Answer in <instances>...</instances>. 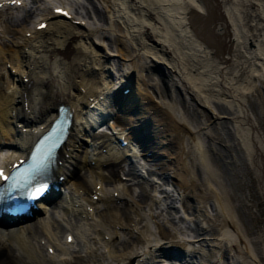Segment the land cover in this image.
<instances>
[{
    "label": "bare ground",
    "instance_id": "1",
    "mask_svg": "<svg viewBox=\"0 0 264 264\" xmlns=\"http://www.w3.org/2000/svg\"><path fill=\"white\" fill-rule=\"evenodd\" d=\"M235 1H238L235 7L240 6L239 0H92L91 5L99 14L94 18L97 24H92L94 20L88 25L74 24L62 17L53 16L43 29L33 27L38 20L28 26L30 15L19 18L14 13H8L6 17L15 26L4 28L0 33V156L8 151H19L15 145L25 142L30 136L29 132L19 131L12 120L23 122V125L29 124L33 128L38 127L55 113L58 103L68 104L72 113H76L84 103L90 101L87 96L95 97L110 91L107 85L111 81L105 85L94 70V63H100L95 57L90 60L89 46L92 37H114L119 45L114 51H105V55L116 54L125 60L133 56L129 63L139 64L140 69L159 62L165 63V68L174 73V82L185 96L183 102L190 100L187 106L183 105L188 113L186 115H191L196 122L198 120V124L199 116L195 119L194 113L200 110L204 112L208 104V121L216 122L224 113L231 116L229 118L234 134L242 143L249 167L255 174L264 199V130L250 112L246 98L256 81H259L264 94V0H243L242 9L234 7V13L232 5ZM88 11L86 9L85 15H81L90 18ZM25 30H30L32 37L25 36ZM4 37H10L12 42L6 41ZM6 61L15 69L14 72L5 67ZM25 76L28 77L26 81L23 80ZM125 80L132 86L130 98L118 99L119 107L136 111L133 114L134 120L138 124L142 123L146 131L153 135L154 145L148 146V142L139 140L141 147L147 150L172 144L175 146L174 153L178 152L175 158L177 162L171 170L160 167V172H152L151 176L157 175L160 178L158 174H162L165 177L166 171H173L179 181L181 198H194L197 203L192 206L200 212L204 202H208L209 208L214 210L211 212L212 217L204 211L209 224L203 230L211 231L213 236L210 239L212 243H206L208 251L201 249L206 239L196 237V241L201 242L200 250L196 249L205 257L196 260L190 258L192 254H188L187 250H192L188 247L194 237L188 232L179 231L180 226L173 228L168 224L174 215L171 213L170 216L169 210V216L162 212L163 202L159 196L154 195L152 180L142 178L140 170L137 172L132 164L131 152L124 156L123 152L128 151L125 148L120 152L99 154L108 163L105 168L89 163L86 152L90 142L88 136H91L92 141H103L105 137L87 123L79 122L80 117L77 116L71 122L65 141L71 155L66 159L65 167L70 173L64 184L81 186L88 175L93 176L96 169L108 171L102 189L106 193L102 192L99 198V208L92 212L93 217L89 220L79 213L68 212L67 205L57 210L54 205L46 202L42 207L45 215L35 216V219L27 223L18 221L13 225H0V264H127L132 261L134 264H148L150 260L145 263L141 259L146 253L159 249L181 253V259L187 257L182 264H220L219 255L225 256L222 252L230 259L227 264H255L257 258L246 233L238 225L235 212L232 214L229 211L231 207L226 201V192L218 187L217 194L206 188L201 193L196 191L198 185L191 174L192 166L201 165L205 168L203 171L206 174L202 179L207 181V186L213 185L211 180L215 179L216 182L217 178L209 170L206 149L196 136L204 129L197 126L193 130L188 121L182 119L184 116L173 111L181 110L173 102H153V95L146 90L147 85L143 87L139 83L141 81L146 84V79L140 77V81L134 84L139 78L133 70L127 72ZM155 92L162 94L158 87ZM217 101L223 107L220 110L216 107ZM25 106L31 107V115H26ZM190 108L194 112H190ZM113 117L118 124L117 128L122 126L132 129V124L126 122L119 111H114ZM205 134L213 136L215 140L222 138L217 132L212 134L205 131ZM81 136L84 138L81 139ZM163 140L166 141L164 145ZM224 146L226 150L230 147L227 143ZM147 158L151 160L153 157ZM118 169L127 178L121 179ZM125 181H128V185H125ZM135 186H138L136 194ZM114 190L117 191V197L121 198L116 202L111 201ZM165 193L164 199L170 198ZM138 201L143 206H138ZM77 208L84 212L82 206ZM185 209L183 212L187 213ZM69 214H74L75 222L69 219ZM150 216L156 217L158 221L153 224ZM132 221L137 225V232L128 228ZM157 228L159 231L156 232ZM180 229L184 230L182 227ZM67 232L73 235L70 242L65 241ZM92 234L97 237L95 242L90 238ZM104 234H108V237L105 238ZM34 238L37 240L33 241ZM40 238L44 239V243L40 242ZM46 244L53 247L51 254L46 250ZM105 246L109 248L106 250ZM163 261L159 264H163Z\"/></svg>",
    "mask_w": 264,
    "mask_h": 264
},
{
    "label": "rangeland",
    "instance_id": "2",
    "mask_svg": "<svg viewBox=\"0 0 264 264\" xmlns=\"http://www.w3.org/2000/svg\"><path fill=\"white\" fill-rule=\"evenodd\" d=\"M91 1L92 0H84V4L82 5L83 7L81 6L79 9H82L83 11H86V9H88L89 10L88 12L91 14L92 19H93L95 17H98L99 14H98V11L92 7ZM242 1L243 0H239L240 6H238V7H235V5L238 1H235L233 3V5H232V11L233 12H234V9H233L234 7L242 9V7H243ZM241 3H242V6H241ZM239 13L241 14V12H238L237 14H239ZM107 40L109 41L110 45L113 48L118 47V45H119L118 41L116 39H114V37H111V39L108 38ZM262 40L263 39L261 38L260 41H262ZM247 44L249 45V41H247ZM159 64L162 65V67H160ZM159 64L155 63V66H153V64H151L152 67H150L148 70H145L143 75H144V79L148 80L147 81L148 83H146V84L144 83V85H143V83H140V85H142L143 87H145L147 85L146 90L148 91V93L151 92L150 94H152L153 96H154V94H156L155 88L158 87V89H160L161 93H162L161 95L158 94V96L160 97V99L158 98V100L162 99L163 102H167L168 104H170V102H173L174 105L177 107V109L178 108L181 109L178 112H177V110L175 111L174 109H173V111L177 115L181 114V116H184V117H182V119H185L186 121H188L191 128L193 127L192 128L193 130H194V127H197L199 125H200V127H202L203 125H205V123L208 122L205 126L206 128L203 127L204 131L200 130V132H198V134L196 136L198 137V139H200V142L202 143L203 147L206 149V159H207V165H209L208 166L209 170L213 171L212 173L215 174V176L219 179L218 180L216 178V182H215V179H213V180H211V182L215 183L219 189L224 190L226 192L225 195L228 197V198L226 197V201L229 204L228 206L231 207L229 211L231 213L235 212L234 217L239 218V219L236 218L237 223L239 226H241L240 228L246 233V237L249 240V245H250L253 253H255V256L259 259L258 263L264 264V202H263L264 199L261 196L260 186L256 180L255 174L249 167V163H248V160L246 158V152L244 151V149L242 147V143L240 142L239 138L234 134L235 130H234L233 124L229 118L231 116H229L227 113L226 114L224 113V115L222 117H219L220 119L217 120L219 122L214 121L212 123V122L208 121L209 111L204 109V112L202 110L199 111V113L201 115L197 111H196V113H194V116H196L195 119H198V116H199L200 120H199V124H198V120L196 122L195 120L192 119L193 117L191 115L190 116L186 115L188 113L186 112V109H184L183 105L187 106L188 101L190 102V100L188 99V101L183 102V98L185 96L183 95L182 91H180L181 89L179 88L178 84L174 83V78H175L174 73L170 70H167V68H165V63L159 62ZM172 73H173V75H172ZM151 81H153L154 84L151 83ZM255 83L256 84H254L252 86L253 89L251 91L247 92L246 98L248 100V108L250 109V112L252 113V115L254 117H256L258 124H261V126L264 130V94L262 93V90L260 88L259 81H256ZM148 84H149V86H148ZM152 89H153L154 93H152ZM212 98L215 99V97H213V96H212ZM219 100H221V99H219ZM217 103L218 104L215 103L216 107L219 108V110L222 109L223 107L220 106L221 103L219 101H217ZM229 104L232 105L231 103H229ZM197 109H200V108L197 107ZM182 110H183V112H182ZM184 111L186 113H184ZM192 111L193 110H191V108H190V112H192ZM201 111H202V113H201ZM182 114H185V115H182ZM205 115L207 118L205 117ZM205 131L207 133L210 132L212 134L217 132V134L219 133V135L222 138H221V140L219 138L218 139L216 138V140H215L213 138V136H210L209 134H205ZM263 136H264V131H263ZM211 143H214V144L210 145ZM226 143L230 145V147L227 150H226V147L224 146ZM191 144H193V143H191ZM208 145H209V147H208ZM171 146L168 144V146H164V148H162V149H157V150H159V151L161 150V152H163V156L156 159V161H152V159L154 158L153 157L154 155L152 156L153 158L150 161L147 159H142V158L140 160L142 162H146L145 164H149L151 162H156V163L160 164V167H166V168L170 169V167H174L175 162H177L176 161L177 159H175V158L174 159L170 158L172 161H168L169 153H174V151H175V146L172 144H171ZM220 147L223 149H221ZM215 150L218 153L213 152ZM218 150H221V151H218ZM154 152H156V151H154ZM135 158H137V157H135ZM140 164L141 163H137V165L135 164L136 170L139 169ZM200 166H198V167L196 165L192 166V172L193 173L191 172L194 179H196L194 181L198 185V188L196 189V191L198 193H201V190H203V188H207V187H205L207 181L202 179L203 176H205V174H206V172H204L205 168L200 167ZM210 166H211V168H210ZM137 172H139V171H137ZM160 177H161V175H160ZM161 179H163V178H161ZM176 180H177V185H178L179 181H178V179H176ZM167 181L171 184H176L174 177H169ZM178 188H179V186H178ZM134 194H135V192H134ZM171 195L173 196L172 202L174 204L173 205H167V207L166 208L164 207L162 210L163 212H165V215H168L169 211H170V214H169L170 216H171V213H172V215H174V217L172 218L173 220H171L170 226H173L176 228H177V226H180V228L181 227L184 228V230H183L184 232H187V231H191L192 233L195 232L194 233L195 238L198 237L199 239H206L205 242L207 244L212 243V241L210 240L211 237H213L212 232L209 230H207V231L203 230V227H206L209 224L208 223L209 218H207L204 215V211H206L210 215V216L208 215L209 217H212L211 212L213 209L209 208L210 204L202 201L204 203L201 202L202 203L201 204L202 205V207H201L202 212H200L197 209H194V207H193L197 203V201H194V198H191V197L190 198H184V201L187 202L186 206L188 205L186 207V212L189 215V219L186 218L187 220H185V219L182 220L181 214L183 213V209H182V207H180L179 201H176L174 194H171ZM175 204L177 206H175ZM170 208H172V209H170ZM173 208H174V210H173ZM71 220L75 221L74 219H71ZM185 227H187V228H185ZM37 230H38V227H37ZM206 243L203 242V244H202L203 248L201 247L202 250L204 248L207 250L208 247H206V245H207ZM198 244H201V242H196L195 245H198ZM198 249L200 250V245H198ZM222 253H224L225 256L224 255L219 256L220 264H227L228 263L227 260H230V259L227 258L228 256L225 252H222ZM195 256H197V255H195ZM3 259H7V258L3 257Z\"/></svg>",
    "mask_w": 264,
    "mask_h": 264
},
{
    "label": "snow or ice",
    "instance_id": "3",
    "mask_svg": "<svg viewBox=\"0 0 264 264\" xmlns=\"http://www.w3.org/2000/svg\"><path fill=\"white\" fill-rule=\"evenodd\" d=\"M40 27H44V25H40ZM5 179L7 178L5 177ZM43 191H44L43 187H38L34 191L30 192L29 195L34 196V197L40 196ZM69 240H71V237H69Z\"/></svg>",
    "mask_w": 264,
    "mask_h": 264
}]
</instances>
